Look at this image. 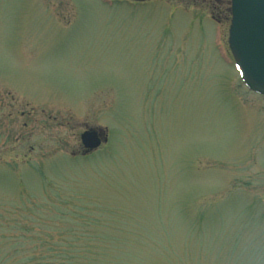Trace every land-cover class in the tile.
<instances>
[{"label":"rangeland","instance_id":"obj_1","mask_svg":"<svg viewBox=\"0 0 264 264\" xmlns=\"http://www.w3.org/2000/svg\"><path fill=\"white\" fill-rule=\"evenodd\" d=\"M229 24L230 0H0V264H264V96Z\"/></svg>","mask_w":264,"mask_h":264},{"label":"water","instance_id":"obj_2","mask_svg":"<svg viewBox=\"0 0 264 264\" xmlns=\"http://www.w3.org/2000/svg\"><path fill=\"white\" fill-rule=\"evenodd\" d=\"M230 15L227 42L240 77L248 89L264 95V0H230ZM102 139L106 141L96 130H86L80 136L88 151L97 149Z\"/></svg>","mask_w":264,"mask_h":264},{"label":"flooded vegetation","instance_id":"obj_3","mask_svg":"<svg viewBox=\"0 0 264 264\" xmlns=\"http://www.w3.org/2000/svg\"><path fill=\"white\" fill-rule=\"evenodd\" d=\"M97 131V130H96ZM99 132V131H98ZM103 140V139H102Z\"/></svg>","mask_w":264,"mask_h":264}]
</instances>
